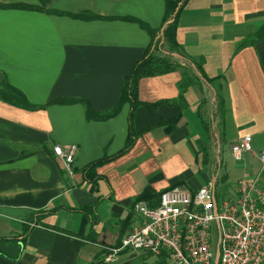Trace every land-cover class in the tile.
<instances>
[{
	"label": "crops",
	"instance_id": "1",
	"mask_svg": "<svg viewBox=\"0 0 264 264\" xmlns=\"http://www.w3.org/2000/svg\"><path fill=\"white\" fill-rule=\"evenodd\" d=\"M0 4H43L60 13L0 9V77L30 104L45 105L27 111L0 101V238L19 235L40 210L52 211L43 218L45 225L66 231L35 226L22 246L0 242V264H100L105 248L116 247L139 226L131 203L147 186L159 192L180 182L173 188L195 191L214 182L217 199L231 200L242 178L257 177L264 189L259 160L264 150V35L240 48L264 25V0H189L178 18L177 41L187 58L202 61L203 72L213 81L199 80L186 62H179L173 73L140 80L141 102H171L159 106L158 114L138 108L136 130L156 125L159 117L164 121L178 117V122L169 133L161 127L150 130L127 154L97 168L102 179L96 183L84 181L81 171L122 149L129 105L112 118L87 122L80 103L46 104L74 98L98 112L112 109L124 77L150 42L137 23L122 18L157 29L164 0H0ZM81 13L100 19L71 17ZM216 93L224 99V116L212 120ZM245 136L251 140V151L236 161L231 148ZM227 144L230 151L225 152ZM57 145L76 146L70 173L52 151ZM96 200L98 222L92 225L74 210ZM130 213L133 220L121 229Z\"/></svg>",
	"mask_w": 264,
	"mask_h": 264
},
{
	"label": "built area",
	"instance_id": "2",
	"mask_svg": "<svg viewBox=\"0 0 264 264\" xmlns=\"http://www.w3.org/2000/svg\"><path fill=\"white\" fill-rule=\"evenodd\" d=\"M76 146H54L52 151L70 173ZM236 161L251 151V140L242 137L231 148ZM264 166V150L259 153ZM139 226L116 247H107L100 264H121L151 254L167 255L168 264H263L264 189L258 178H242L234 199H217L208 182L195 191L177 187L164 190L155 206L133 205ZM217 230L214 243L213 225ZM131 257V258H130Z\"/></svg>",
	"mask_w": 264,
	"mask_h": 264
},
{
	"label": "trees",
	"instance_id": "3",
	"mask_svg": "<svg viewBox=\"0 0 264 264\" xmlns=\"http://www.w3.org/2000/svg\"><path fill=\"white\" fill-rule=\"evenodd\" d=\"M188 2L189 0H164V13H163L161 25L157 29H151L146 24L132 18H122V20L137 23L141 29L147 32V34L150 37V42L143 56L136 63L133 64L129 73L124 77L119 99L112 109L105 112H98L95 111L87 101L81 99H74V98L56 99L46 104V105H51V104L68 105V104L80 103L84 108V116L87 122L104 121L109 118H112L119 113L123 105L125 104L129 105V113L127 117V136L124 146L114 155L111 156L104 155L102 158L87 164L81 171L84 181L88 183H96L98 180H101L102 177L97 175L96 173L97 168L105 164H108L112 161H115L118 158L122 157L123 155L127 154L132 149L136 141L142 135L149 132L150 130L161 127L166 133H169L176 126L178 122V117H175L167 121H164L161 117H159L158 123L156 125L148 127L146 129L136 130L134 119H135V111L138 108H148L158 114L159 106L163 104H170L171 102L169 100H159L154 103L141 102L138 99V85L140 80L146 78L164 76L173 73L179 67V62H186L194 67L195 71L197 72V76L199 80H201L206 84L213 81V79L207 78V76L203 72L201 66L202 61H200L197 64L195 61L187 58L182 52L181 45L177 41L176 32L178 27V18ZM2 8L33 10V11L45 12L47 14H60L47 9L43 4H41V6H30L25 4H9V5L0 4V9ZM71 17L84 21L100 19V17H97L89 13L71 15ZM263 35H264V25L259 29V31L256 33L253 39H249L248 41L242 43L240 45V48L247 45H253L261 41ZM181 85L182 84L180 81L178 83L179 89H181ZM0 101L10 106L27 111H37L45 107V105L35 106L30 104L26 100L25 96L18 89L8 84L6 78L3 75L0 77ZM224 108H225L224 99L216 93L211 107L212 120L214 116L222 119L224 116ZM201 123L205 128H207V124L203 120H201ZM178 185H181V183L180 182L176 183L170 186L168 189H171ZM162 192L163 191L156 192L151 187L148 186L145 187L143 191L132 201L131 203L132 209H133V205L139 201L146 202L150 207L155 206ZM97 206H98V200H96L91 205L84 206L74 211L86 215L88 217L89 222L92 225H94L95 223L98 222V215L96 211ZM51 213L52 211L49 210L37 211L31 218L30 222L23 226L22 232L19 235L0 238V242L10 241L22 246L24 245L28 234L35 226H44L46 228L53 229L58 232H66L49 225H45L43 223V218L47 217ZM131 218H132V213L128 214L127 217L121 221L122 223L121 229L127 228L129 226V224L131 223ZM69 234L74 235L73 233H69ZM118 242L115 246H117L120 243ZM103 253L104 251L102 252V254ZM148 255L152 256L151 254ZM154 264H168L167 255L165 253H162L160 256H157Z\"/></svg>",
	"mask_w": 264,
	"mask_h": 264
},
{
	"label": "rangeland",
	"instance_id": "4",
	"mask_svg": "<svg viewBox=\"0 0 264 264\" xmlns=\"http://www.w3.org/2000/svg\"><path fill=\"white\" fill-rule=\"evenodd\" d=\"M261 24L259 23L258 24V26H260ZM258 28L259 27H257V29L256 30H258ZM256 32V31H255ZM254 32V33H255ZM254 33L251 35V36H248V37H246V38H249V37H254ZM242 40H245V37H243V39ZM239 43V42H238ZM224 150H225V152H227V151H230L229 150V146H228V144L226 145V147L224 146ZM232 162L230 161V164H231ZM235 187H236V184H235ZM219 187L217 188V194L219 193ZM133 215H132V218H131V220H133ZM213 232H214V243H216L217 242V230H216V226H215V224L213 225ZM131 258V257H130ZM156 258L157 257H155V256H150V255H148V254H143V255H141L140 257H133L131 260H129L128 262H123V263H121V264H154V262H155V260H156ZM101 261V260H100Z\"/></svg>",
	"mask_w": 264,
	"mask_h": 264
},
{
	"label": "water",
	"instance_id": "5",
	"mask_svg": "<svg viewBox=\"0 0 264 264\" xmlns=\"http://www.w3.org/2000/svg\"><path fill=\"white\" fill-rule=\"evenodd\" d=\"M214 185H215V183L213 182V187H214ZM216 263H217V255H216ZM216 263H215V264H216Z\"/></svg>",
	"mask_w": 264,
	"mask_h": 264
}]
</instances>
